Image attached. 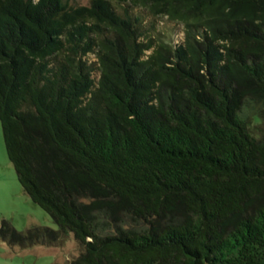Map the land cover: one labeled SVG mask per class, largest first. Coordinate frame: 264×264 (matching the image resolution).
I'll return each mask as SVG.
<instances>
[{
  "label": "trees",
  "instance_id": "16d2710c",
  "mask_svg": "<svg viewBox=\"0 0 264 264\" xmlns=\"http://www.w3.org/2000/svg\"><path fill=\"white\" fill-rule=\"evenodd\" d=\"M0 127L56 224L10 248L264 264V0H0Z\"/></svg>",
  "mask_w": 264,
  "mask_h": 264
},
{
  "label": "rangeland",
  "instance_id": "374dc122",
  "mask_svg": "<svg viewBox=\"0 0 264 264\" xmlns=\"http://www.w3.org/2000/svg\"><path fill=\"white\" fill-rule=\"evenodd\" d=\"M72 4H87L89 0H68ZM117 5V4H116ZM121 10V7L118 6ZM0 216L8 218L17 229L30 223L56 227L48 213L33 203L23 192L14 168L6 156L0 127ZM131 221V220H130ZM128 223H132V222ZM81 246L72 233L58 246L35 244L24 248H10L0 241V264H61L76 256Z\"/></svg>",
  "mask_w": 264,
  "mask_h": 264
}]
</instances>
